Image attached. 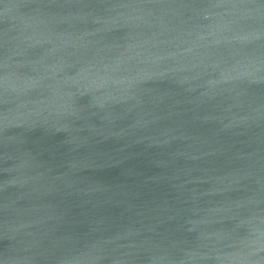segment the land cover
<instances>
[{
    "label": "water",
    "instance_id": "1",
    "mask_svg": "<svg viewBox=\"0 0 264 264\" xmlns=\"http://www.w3.org/2000/svg\"><path fill=\"white\" fill-rule=\"evenodd\" d=\"M0 264H264V0H0Z\"/></svg>",
    "mask_w": 264,
    "mask_h": 264
}]
</instances>
